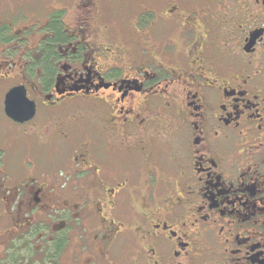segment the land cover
I'll use <instances>...</instances> for the list:
<instances>
[{"label":"flooded vegetation","instance_id":"flooded-vegetation-1","mask_svg":"<svg viewBox=\"0 0 264 264\" xmlns=\"http://www.w3.org/2000/svg\"><path fill=\"white\" fill-rule=\"evenodd\" d=\"M56 1L0 20V264H264V0Z\"/></svg>","mask_w":264,"mask_h":264},{"label":"rangeland","instance_id":"rangeland-1","mask_svg":"<svg viewBox=\"0 0 264 264\" xmlns=\"http://www.w3.org/2000/svg\"><path fill=\"white\" fill-rule=\"evenodd\" d=\"M53 3L56 6L58 5L56 0H0V20H6L7 17L10 19L11 15L14 16L15 13L18 12L19 16L22 17V23L31 24L32 20L35 19V17L32 18L31 15H35L36 18H42L46 14L45 11L47 6ZM39 13H41V15H38ZM75 15H78V11H75ZM38 20L40 19L38 18ZM1 58L4 59V57ZM19 59L21 61V57ZM3 97L4 90L0 88V102L3 101ZM1 110L2 107H0V111ZM4 118L3 114H0V120L4 121Z\"/></svg>","mask_w":264,"mask_h":264},{"label":"water","instance_id":"water-1","mask_svg":"<svg viewBox=\"0 0 264 264\" xmlns=\"http://www.w3.org/2000/svg\"><path fill=\"white\" fill-rule=\"evenodd\" d=\"M25 112L29 115L21 117L20 115ZM6 113L14 120L21 122L30 118L34 113V106L29 102L23 87L14 88L7 94Z\"/></svg>","mask_w":264,"mask_h":264},{"label":"trees","instance_id":"trees-1","mask_svg":"<svg viewBox=\"0 0 264 264\" xmlns=\"http://www.w3.org/2000/svg\"><path fill=\"white\" fill-rule=\"evenodd\" d=\"M46 64H48L49 65V58L48 57H46V59H45V61H44ZM46 72H48V71H46Z\"/></svg>","mask_w":264,"mask_h":264}]
</instances>
